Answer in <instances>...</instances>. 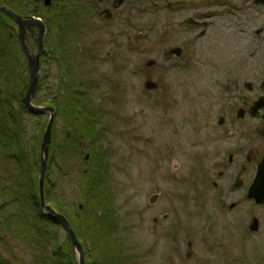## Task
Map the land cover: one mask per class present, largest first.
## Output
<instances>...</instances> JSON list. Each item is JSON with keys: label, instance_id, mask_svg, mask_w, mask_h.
Returning <instances> with one entry per match:
<instances>
[{"label": "rangeland", "instance_id": "obj_1", "mask_svg": "<svg viewBox=\"0 0 264 264\" xmlns=\"http://www.w3.org/2000/svg\"><path fill=\"white\" fill-rule=\"evenodd\" d=\"M27 1L30 8L35 2L40 3V0ZM74 2L89 13L80 8V18L72 16L71 21L77 19L72 30L71 26H63L64 46L71 57L74 76L77 80L82 78L85 89H89L93 114L97 115V108L101 110L99 121L103 125L97 143L93 144L105 147V173L112 192L108 198L118 215L110 235L118 241L116 251L123 256L117 261L207 264V257L216 260L221 253L214 244L229 236V230L216 223L218 218L211 217L214 213L210 210L216 209L214 181L218 180L214 164L225 159L228 147L239 140L237 134L225 136L227 130L241 131L244 126L239 125L242 122H232L240 103L237 93L247 90V82L256 86L264 75V3L124 0L113 7L112 0ZM38 7L44 9L42 4ZM105 7L113 11L110 17L100 13ZM188 17L199 22L189 24L185 22ZM49 32L55 35L58 31L51 27ZM175 45L182 46L180 55L166 58L164 52ZM16 55L20 62L26 61L21 51ZM149 59L154 62L147 64ZM56 71L57 66L48 69L50 83ZM45 72L44 69V81ZM146 79L157 85L145 86ZM46 118L45 115L42 120ZM55 120L52 134L62 136L66 119L57 114ZM22 124L27 137L23 144L28 147L30 139L38 138V152L43 134L41 124L37 126L30 117ZM0 138L4 143L10 139L6 135ZM82 142L75 141L70 148L67 155L68 162L73 163L70 170L66 171L59 157L49 168L46 166L51 171L44 177L47 203L52 204L53 196L63 193L73 199V209L80 202L87 203L82 193L88 195V189L81 186L79 169L87 166L90 155L88 159L83 157L88 147ZM8 146L17 152L16 144L4 147ZM27 159L29 156L20 154L12 163L1 162L3 182L11 185L16 181L13 169L21 180H27ZM6 171L13 174L6 176L3 174ZM102 209L103 204L94 206L88 219L97 218ZM52 230L56 243L67 240L66 228L59 225ZM81 240L88 250L106 246L104 238L96 245L87 234ZM188 242L193 250L190 256H187ZM88 256L93 261L95 256L92 253ZM254 261L264 264V258ZM11 264L29 263L24 260Z\"/></svg>", "mask_w": 264, "mask_h": 264}, {"label": "trees", "instance_id": "obj_2", "mask_svg": "<svg viewBox=\"0 0 264 264\" xmlns=\"http://www.w3.org/2000/svg\"><path fill=\"white\" fill-rule=\"evenodd\" d=\"M40 4L42 3L33 4L31 8L28 5L26 9L37 15L43 12L44 17L49 14L46 19L49 29L51 27L55 28L58 31L55 35L59 37L55 41H48L50 52H42L40 59L45 60L44 56L46 54L57 55L60 72L59 74L54 73V77L58 76L59 81L53 79L54 82L52 80L51 83L50 81L45 82L43 76H40L32 102L35 105H51L55 109L52 130L55 127L57 114L66 119V130L62 136L56 135L55 137L54 133L51 136L48 168L54 159L59 157L66 171L70 170L73 163L68 162L67 155L70 153V148L75 141H84L82 145L87 144L90 152V160H88L87 166L79 169L80 178L83 180L81 186L88 189V195L82 193L83 198L90 205H86V201V204L80 202L77 205L78 207L73 209V199H70L69 195L64 193L53 196L54 200H52L51 205L65 214L73 225L81 241L86 264H92L93 261L96 264L103 261H105L104 264H119L117 260L123 259L119 251H116L119 243L115 238L112 240L113 237L110 235L117 225L116 218L118 215L114 212L111 199L108 198L112 192L108 187L110 186L109 180L105 173L106 159L103 149L105 147L102 146L101 148L93 144L97 143V137L103 125V121H99L101 110L97 108V115L93 114L92 98L88 96L89 89H85L82 78L77 75L79 77L77 80L74 76L75 72L70 68L72 65L71 57L68 55V49L66 50L64 46L66 36L64 37L62 32L63 26H71L72 30L74 22L77 20L71 21L72 16L76 15L79 19L80 8L84 9V7L76 4L74 0H52L49 6L42 4L44 9L38 7ZM83 15L81 16L83 17ZM55 18L57 20L54 21ZM14 28V26L5 22L4 13L0 11V135L10 137L8 143H4L0 138V149L13 143L17 146V152H14L9 146L2 148L3 153L0 154V163H12L18 155L25 154L29 156L28 162L25 163L29 172L27 173V180H21L17 175L18 172L13 169L16 172V174L14 173V176H16V181L13 182L14 185H7L0 176V199L2 200L0 212L2 208L3 211L9 212L6 213L4 218L11 220L13 229L11 238L14 240V249L16 250L14 261L16 263L27 260L29 264H69L73 260V247L70 239L67 237L64 242L58 241L56 243L57 239H54L52 227L61 224L56 217L44 213L39 200L40 155L39 151L36 152V145L39 140L38 138L33 141L30 139L31 145L28 147L26 143L23 144L24 138L27 139L22 124L23 120L30 117L37 126H39V123L41 124L39 129L43 132L48 120V113L38 112L34 114L29 111L22 101V96L28 86L29 76L25 63L20 62V57L16 55L18 50L21 51V49L16 34H11ZM25 70L26 72L23 73ZM51 93H54L55 96L50 98L49 94ZM45 115L47 118L42 120ZM67 132L70 133L69 136ZM33 167L35 173L32 171ZM13 171H6L3 174L9 176V174H13ZM50 172L47 169L44 177H48ZM75 179L78 180V177ZM46 197L49 199L45 185ZM108 201L110 202L108 203ZM100 204L104 205V209L97 218L91 217L90 221L87 216L90 209ZM108 209L110 210L109 214ZM15 222L16 224H14ZM86 234L93 238L94 245L104 238L106 246L98 245V250H88L86 243L81 240L82 236ZM109 246H112L113 250L109 249ZM12 251L14 252V250ZM90 253L95 256L93 261L89 259L88 254L90 255ZM20 254L23 256H20Z\"/></svg>", "mask_w": 264, "mask_h": 264}, {"label": "flooded vegetation", "instance_id": "obj_3", "mask_svg": "<svg viewBox=\"0 0 264 264\" xmlns=\"http://www.w3.org/2000/svg\"><path fill=\"white\" fill-rule=\"evenodd\" d=\"M116 1L112 0L113 7H117L124 2L122 0L121 3L117 4ZM0 5H6L10 10L22 16L24 20L23 42L32 53H37L39 44H42L39 62L41 68L46 70L45 82L50 81L47 71L50 68V64H53V66H57L56 73L59 74V58L55 54H46L44 56L45 60L40 59L42 52H50L48 41L59 39L57 35H52L49 32V24L46 21L49 14L44 17L43 15L29 12L26 9L29 5L27 0H0ZM45 5L49 6L50 4ZM108 9V13L112 15L113 11L110 7ZM0 11L4 13L5 22L15 27L11 34H16L19 40V47L26 58L24 63L29 76L26 52L23 48L22 40L18 36L20 35L19 24L7 11L3 9H0ZM40 24L44 25L42 35H40ZM263 77L256 86L252 82H247V90L237 93V99L240 103L237 112L232 116V122H237L238 124L242 122L239 125L244 126L241 131H236L232 128L227 130L226 134H224L225 136L237 134L239 140L228 147L230 151L225 159L218 160L214 164L218 169V180L214 181L216 187L213 188L217 195L212 196L218 206L213 204L216 209L210 210L211 213H214L211 217L218 218L216 223L223 229L227 228L229 236H226V238L221 237L215 242L214 245L216 249H219L221 256L214 261L211 257H207V264H256L254 259L264 258V169L258 172L259 164L264 160V124H261L264 123ZM52 79L59 81V77H54V74ZM49 96L51 98L55 94L51 93ZM258 98H260L259 103L263 104L256 108L254 104ZM22 101L26 106L24 95L22 96ZM220 121H224L223 116L220 117ZM257 122L261 125H259L260 127L257 126ZM251 187L254 192H257L263 198L262 201H257L256 197L249 196ZM1 205L2 202L0 201ZM6 213L9 212L3 211L2 208L0 212V258L4 262L0 261V264H11L15 259L16 253L14 240L11 238L13 231L11 220L4 218ZM206 215L209 216L210 213L206 212ZM60 226L66 228L65 225ZM257 236H261L260 241H256ZM188 246L190 247L188 253L192 254L193 250L190 242L187 243ZM72 254L73 260L69 264H79L74 248Z\"/></svg>", "mask_w": 264, "mask_h": 264}, {"label": "water", "instance_id": "obj_4", "mask_svg": "<svg viewBox=\"0 0 264 264\" xmlns=\"http://www.w3.org/2000/svg\"><path fill=\"white\" fill-rule=\"evenodd\" d=\"M44 1L46 4H48V3H50L51 0H44ZM116 2H117V4H119L122 2V0H117ZM255 2H264V0H255ZM0 9L7 11L11 16H13L16 19L17 23L19 24L20 38L22 40L23 47H24V50H25L27 58H28V68L30 71V80H29L27 92L24 96V101H25L26 105L29 107V109H31L35 112L36 111H43V110H49L50 111V117H49V120L47 122L46 128L43 132L42 140H41V144H40L41 165H40V173H39V193H40L41 204L44 207L46 205L45 197H44V172H45L46 165H47L48 148H49V144H50V140H51V128H52V122H53V116H54L55 109L52 106H36L31 102V96L35 92L36 87H37V83H38L39 54H40V51L42 49V44L41 43L39 44V49H38L37 53L31 54L27 50V47L23 42V31H24L23 22H24V20H23L22 16L19 15L18 13H16L15 11L10 10L5 5H0ZM108 11H109L108 7H105L101 10V13H105V15L108 16V15H110L108 13ZM195 21H196V19L193 17H188L185 19V22H188V23H193ZM39 26L41 29L40 35H42L43 30H44L43 24H40ZM181 51H182V47L179 45H175V46L170 47L168 50H166L165 53L169 57L173 53L176 55H180ZM153 62H154L153 59H149L147 61V64H152ZM144 84L147 87H154L157 85L156 82L153 81L152 79H146ZM260 105L261 104H259V103L256 104V106H260ZM67 134H69V132H67ZM85 158H88V153H86ZM261 169H264V163L260 166V170ZM157 194L158 193L151 196V199H150L151 202L157 197ZM249 195L256 197L258 200H261V201L263 200V198H261L257 192L254 193L253 190H250ZM47 207H48V211H47L48 214L54 215L63 221L64 225L66 226V228L69 231L72 244L74 245V247L79 252V264H85L84 257H83L82 245H81L80 241L78 240L70 222L68 221V219L63 214L57 212L56 209L54 207H52L51 205H48ZM164 215H166V214H164ZM0 261L4 262V260H2L1 258H0Z\"/></svg>", "mask_w": 264, "mask_h": 264}]
</instances>
